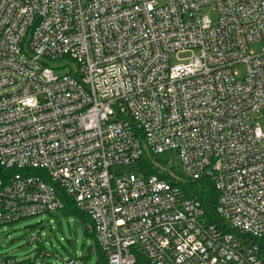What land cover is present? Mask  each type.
I'll return each mask as SVG.
<instances>
[{"label": "built area", "instance_id": "1", "mask_svg": "<svg viewBox=\"0 0 264 264\" xmlns=\"http://www.w3.org/2000/svg\"><path fill=\"white\" fill-rule=\"evenodd\" d=\"M170 150L180 173L113 171ZM62 194L108 264H264V0H0V227Z\"/></svg>", "mask_w": 264, "mask_h": 264}, {"label": "rangeland", "instance_id": "2", "mask_svg": "<svg viewBox=\"0 0 264 264\" xmlns=\"http://www.w3.org/2000/svg\"><path fill=\"white\" fill-rule=\"evenodd\" d=\"M205 11L216 20L217 12L213 6H208ZM259 49V45L254 46ZM196 52L174 53L172 62H188ZM48 65L57 67L67 66L76 70L77 66L68 59L48 61ZM234 70L238 78H244L247 74V67L243 63L236 64ZM63 70H55L61 74ZM153 160L162 163L167 169H175L181 172L180 158L174 150L165 151L152 156ZM139 164L126 167H115L114 172L133 173L139 176ZM91 230V226L89 225ZM97 240L92 235L84 233L82 221L78 217H66L60 212L43 214L29 217L11 224L0 227V255H12L21 260H33L34 264H65L70 256H76L79 260L88 255L89 264H98L100 255L97 248ZM43 249L44 256L38 254Z\"/></svg>", "mask_w": 264, "mask_h": 264}, {"label": "trees", "instance_id": "3", "mask_svg": "<svg viewBox=\"0 0 264 264\" xmlns=\"http://www.w3.org/2000/svg\"><path fill=\"white\" fill-rule=\"evenodd\" d=\"M138 164L140 166V172L143 173L144 175L158 173L157 167L152 162V158L147 155H143L139 159ZM39 171L40 170H34V173H39ZM186 187L188 191H190L191 193H193L199 198L205 210V215L206 217H208L209 221L211 223H219L220 219L215 214V207L217 203V192H216V189H215V186L212 180L208 176H203L198 180L188 181L186 183ZM61 197L64 201V207L59 211L60 214L66 217L74 216V217L80 218L84 229H87V234L85 233V231L84 233L86 235H92L96 239L95 233L89 229V225L91 224V219L77 207L75 201L72 198L64 194H62ZM97 248H98L99 255H100L98 264H108V259L106 255L103 253V251L101 250L98 242H97ZM38 251H39L38 254L41 256H44L46 254L43 249L42 250L39 249ZM83 260H84V264H89L88 255L84 256ZM28 263L34 264V262H31L30 260H28ZM143 264H146V263H143Z\"/></svg>", "mask_w": 264, "mask_h": 264}, {"label": "water", "instance_id": "4", "mask_svg": "<svg viewBox=\"0 0 264 264\" xmlns=\"http://www.w3.org/2000/svg\"><path fill=\"white\" fill-rule=\"evenodd\" d=\"M85 233L87 234V229H84Z\"/></svg>", "mask_w": 264, "mask_h": 264}]
</instances>
